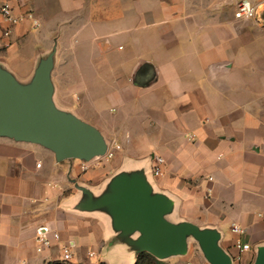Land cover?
<instances>
[{"label": "crops", "instance_id": "obj_1", "mask_svg": "<svg viewBox=\"0 0 264 264\" xmlns=\"http://www.w3.org/2000/svg\"><path fill=\"white\" fill-rule=\"evenodd\" d=\"M0 1L38 21L11 25L0 14V64L28 82L55 48L57 107L120 146L107 160L58 161L40 144L0 137V264L61 262L64 246L71 264H136L141 252L156 264H213L193 234L177 241L172 228L186 224L216 232L233 264H255L264 24L235 17L241 0ZM144 61L158 71L151 85L133 77ZM40 232L52 240L43 251Z\"/></svg>", "mask_w": 264, "mask_h": 264}, {"label": "water", "instance_id": "obj_2", "mask_svg": "<svg viewBox=\"0 0 264 264\" xmlns=\"http://www.w3.org/2000/svg\"><path fill=\"white\" fill-rule=\"evenodd\" d=\"M54 54L55 48L40 61L28 82L20 81L0 64V137L40 144L52 150L58 161L77 158L89 163L102 159L110 148L102 132L55 103ZM147 64L144 61L135 68L136 83L140 78L148 85L157 81V69ZM172 230L178 242L187 233L193 234L213 264H233L232 257L219 246L216 232L201 231L192 224L175 226ZM255 264H264V252Z\"/></svg>", "mask_w": 264, "mask_h": 264}, {"label": "built area", "instance_id": "obj_3", "mask_svg": "<svg viewBox=\"0 0 264 264\" xmlns=\"http://www.w3.org/2000/svg\"><path fill=\"white\" fill-rule=\"evenodd\" d=\"M0 14L11 25H16L27 18H33L35 23L38 22L37 19H35L34 12L32 10H29L26 14H16L14 12L13 6L9 2L0 1ZM235 17L238 19H255L264 24V8L261 9L258 4L252 2L251 0H241L240 2H238L235 8ZM10 33H11V29H8L4 32V35H9ZM119 147H120L119 145H114L113 147H110L108 152L102 159L104 158L108 159L112 157L114 154V149ZM153 160H154V167H153L154 174L162 175L164 173V164H165L164 156L155 154ZM38 165H41V163H39ZM208 180H213V177L209 176ZM206 191L208 195H211L212 188L208 187ZM232 230L235 232L243 231V229L237 224L232 225ZM53 236L56 240H59L61 237L59 232H54ZM37 243H38L37 249L39 251H43L45 247L51 246L52 240L46 232H40L37 235ZM238 246L241 247L243 250H248L251 248V245L249 243L242 244V242H238ZM92 254L93 253H91V255ZM73 257H74V253L69 248V246H64L61 262L63 264H70Z\"/></svg>", "mask_w": 264, "mask_h": 264}, {"label": "trees", "instance_id": "obj_4", "mask_svg": "<svg viewBox=\"0 0 264 264\" xmlns=\"http://www.w3.org/2000/svg\"><path fill=\"white\" fill-rule=\"evenodd\" d=\"M155 257L149 252H141L137 258L136 264H156ZM48 264H63L62 262H49ZM71 264V263H70Z\"/></svg>", "mask_w": 264, "mask_h": 264}, {"label": "rangeland", "instance_id": "obj_5", "mask_svg": "<svg viewBox=\"0 0 264 264\" xmlns=\"http://www.w3.org/2000/svg\"><path fill=\"white\" fill-rule=\"evenodd\" d=\"M252 23V22H251ZM104 159H106V158H104ZM107 160V159H106Z\"/></svg>", "mask_w": 264, "mask_h": 264}]
</instances>
